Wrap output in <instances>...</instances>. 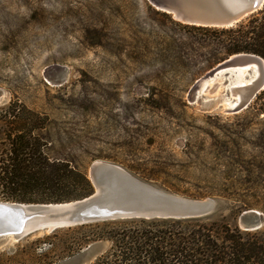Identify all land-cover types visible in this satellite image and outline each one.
I'll use <instances>...</instances> for the list:
<instances>
[{
    "label": "rangeland",
    "instance_id": "374dc122",
    "mask_svg": "<svg viewBox=\"0 0 264 264\" xmlns=\"http://www.w3.org/2000/svg\"><path fill=\"white\" fill-rule=\"evenodd\" d=\"M164 14L149 0H0V129L46 128L53 156L88 175L96 161L122 166L170 193L216 200L218 216L240 226L247 210L264 215V115L255 110L264 92L238 114L214 98L192 103L228 57L212 34ZM24 240L0 243V264H20ZM99 244L98 258L111 247Z\"/></svg>",
    "mask_w": 264,
    "mask_h": 264
},
{
    "label": "trees",
    "instance_id": "16d2710c",
    "mask_svg": "<svg viewBox=\"0 0 264 264\" xmlns=\"http://www.w3.org/2000/svg\"><path fill=\"white\" fill-rule=\"evenodd\" d=\"M192 28L212 34L228 57L217 60L211 68L240 54L264 59V10L234 28ZM255 110L264 115V93ZM44 129H0V147L7 146L0 149V193L4 201L56 204L94 193L88 173L65 158L53 156V144ZM240 214V209L235 210L234 216ZM32 237L21 245L26 258L20 264H57L105 242L111 244L110 249L93 264H264V228L244 231L216 212L194 219L92 223L30 242ZM43 246L47 250L41 252Z\"/></svg>",
    "mask_w": 264,
    "mask_h": 264
},
{
    "label": "water",
    "instance_id": "95a60500",
    "mask_svg": "<svg viewBox=\"0 0 264 264\" xmlns=\"http://www.w3.org/2000/svg\"><path fill=\"white\" fill-rule=\"evenodd\" d=\"M159 12L174 21L190 27L230 29L244 23L264 9V0H149ZM258 65L262 69L264 59L254 54H240L229 58L215 68L205 79L198 82L191 92L192 102L212 95L210 87H202L222 73L247 69ZM228 81V80H227ZM226 81V83H227ZM231 101L239 96L235 108H224L217 100L214 105L227 113L238 114L249 109L264 92V72L259 81L231 89ZM89 178L94 193L84 199L56 204H26L0 201V243L20 242L25 238L75 228L92 223L127 219H194L211 216L217 209V201L211 198L194 199L170 193L145 182L122 166L96 161L90 168ZM240 226L245 231L262 228L264 215L256 210H247L240 217ZM104 246L94 244L74 259L61 264H92L103 252Z\"/></svg>",
    "mask_w": 264,
    "mask_h": 264
},
{
    "label": "bare ground",
    "instance_id": "6f19581e",
    "mask_svg": "<svg viewBox=\"0 0 264 264\" xmlns=\"http://www.w3.org/2000/svg\"><path fill=\"white\" fill-rule=\"evenodd\" d=\"M247 69H253L252 70L253 73H252V75L250 77V80H248L246 78V76H247V75H245L246 73L244 74L242 71L233 70V71H231L229 78H227L224 75V73H222L217 79L215 78L213 80H210V81L206 82L204 84V86L202 87V91L204 92L208 87H211L210 88V92L212 93V95H209L210 93L206 94L204 96V99H205V97H207L206 99L214 98V99L217 100V102H219L221 105H223V107L225 109L228 108V107L229 108H235V106L239 103V96L233 97L236 101H228V100L219 101L218 99H222V98L226 97L227 96L226 93L230 95V93H232L231 89L233 87L243 86V85H247V84H252L253 82H255L257 80L259 81V77H260L261 72L262 71L264 72V65L262 66L261 70L259 69L258 65H251ZM244 71H247V70L244 69ZM226 81H227V83H226ZM218 85H220V87H219L220 90L218 91V93L213 95V92L215 91V89H216V87ZM222 86H226V88L225 87L222 88ZM232 96H233V94H231V97ZM192 103H194V102H192Z\"/></svg>",
    "mask_w": 264,
    "mask_h": 264
}]
</instances>
